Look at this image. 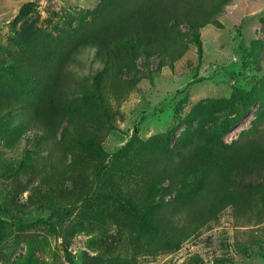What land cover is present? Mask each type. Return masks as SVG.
I'll list each match as a JSON object with an SVG mask.
<instances>
[{
	"label": "rangeland",
	"instance_id": "374dc122",
	"mask_svg": "<svg viewBox=\"0 0 264 264\" xmlns=\"http://www.w3.org/2000/svg\"><path fill=\"white\" fill-rule=\"evenodd\" d=\"M98 2L0 0V56L17 55L18 44L37 32L58 34L75 27ZM216 20L220 24L200 28V47L183 27L187 50L171 65L157 70V57H151L149 67L141 57L135 86L122 100L105 93L110 121L103 119L92 127L107 162L103 179L113 180L122 195L104 194L91 206L82 205L76 194L81 183L71 167L73 155L56 163L49 179L43 159L47 150L34 132L21 130L11 147L0 138V201L10 202L12 216L27 223L46 218L52 205L65 208L54 219L55 229L46 224L22 230L10 227L0 245V264H264V208L258 216L256 210L250 216L226 208L171 251L160 249L153 237L146 236L151 214L135 213L144 184L140 158L195 133H215L239 90L264 98V0H231ZM78 61L72 73L80 78L97 67L91 49L81 52ZM258 104L256 98L249 113L222 135L225 142L251 126ZM26 151L37 157V167L15 173ZM76 151V171L89 181L98 158L83 152L81 145ZM170 198L154 194L155 200L166 204ZM136 250L143 254L135 255Z\"/></svg>",
	"mask_w": 264,
	"mask_h": 264
},
{
	"label": "trees",
	"instance_id": "16d2710c",
	"mask_svg": "<svg viewBox=\"0 0 264 264\" xmlns=\"http://www.w3.org/2000/svg\"><path fill=\"white\" fill-rule=\"evenodd\" d=\"M230 1L99 0L80 16L75 27L58 34L37 32L30 36L18 44L17 55L0 56L3 144L11 147L21 130L34 132L47 150L43 159L50 169L49 179L55 164L68 154L73 155L71 167L81 183L76 194L82 205L91 206L104 194L122 195L113 180L103 179L107 162L92 127L100 126L103 119L110 121L105 93L122 100L135 86L140 73L137 61L141 57L146 67L151 57H157V70L180 59L187 50L183 27L200 47V28L220 24L216 17ZM90 49L97 67L90 76L77 77L72 68L79 66V54ZM255 95L259 104L251 126L236 139L225 142L222 135L249 113ZM255 95L239 90L237 101L229 106L230 114L215 133H195L172 147L165 145L140 158L139 177L144 184L135 213L151 214L147 222L151 230L146 236L153 237L160 249H178L183 239L216 220L226 208L250 216L254 210L257 216L261 214L264 98ZM80 145L83 152L94 153L98 158L89 181L81 179L84 176L76 171V148ZM52 156L58 160L51 163ZM36 160L26 151L14 172L37 167ZM165 181L167 186L163 185ZM155 193L158 199L171 195L170 203L155 200ZM9 203L7 199L0 201V245L7 239L10 227L22 230L46 224L55 229L54 219L65 209L52 205L46 218L26 223L12 216ZM137 254L143 252L136 250Z\"/></svg>",
	"mask_w": 264,
	"mask_h": 264
},
{
	"label": "water",
	"instance_id": "95a60500",
	"mask_svg": "<svg viewBox=\"0 0 264 264\" xmlns=\"http://www.w3.org/2000/svg\"><path fill=\"white\" fill-rule=\"evenodd\" d=\"M137 131V124L135 123L134 124V132H136Z\"/></svg>",
	"mask_w": 264,
	"mask_h": 264
}]
</instances>
